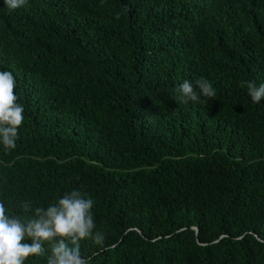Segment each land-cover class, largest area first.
Returning a JSON list of instances; mask_svg holds the SVG:
<instances>
[{"label": "trees", "instance_id": "1", "mask_svg": "<svg viewBox=\"0 0 264 264\" xmlns=\"http://www.w3.org/2000/svg\"><path fill=\"white\" fill-rule=\"evenodd\" d=\"M3 70L24 106L8 212L77 189L91 264H264V98L242 83H264V0H0ZM201 78L214 98L176 100Z\"/></svg>", "mask_w": 264, "mask_h": 264}, {"label": "clouds", "instance_id": "2", "mask_svg": "<svg viewBox=\"0 0 264 264\" xmlns=\"http://www.w3.org/2000/svg\"><path fill=\"white\" fill-rule=\"evenodd\" d=\"M10 10L23 6L26 0H4ZM248 95L254 103L264 98V83L246 82ZM16 79L11 71H0V144L6 150L16 147L18 129L24 121V106L17 103L14 89ZM197 89L199 91H197ZM176 100L182 104L199 102L201 97L212 99L216 91L204 78L194 83L184 79L177 87ZM94 201L80 190L65 192L47 207L33 208L24 201L21 208L32 215L22 217L8 212L0 202V264H24L30 256L44 255V245L51 254L46 264H91V257L80 251V241H103V233L96 229L91 209Z\"/></svg>", "mask_w": 264, "mask_h": 264}, {"label": "water", "instance_id": "3", "mask_svg": "<svg viewBox=\"0 0 264 264\" xmlns=\"http://www.w3.org/2000/svg\"><path fill=\"white\" fill-rule=\"evenodd\" d=\"M195 231H196V228L195 227H192ZM138 231V230H137ZM139 232V231H138Z\"/></svg>", "mask_w": 264, "mask_h": 264}]
</instances>
